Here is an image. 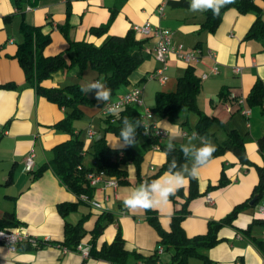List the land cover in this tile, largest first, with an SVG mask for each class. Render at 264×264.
Wrapping results in <instances>:
<instances>
[{
    "label": "crops",
    "instance_id": "obj_1",
    "mask_svg": "<svg viewBox=\"0 0 264 264\" xmlns=\"http://www.w3.org/2000/svg\"><path fill=\"white\" fill-rule=\"evenodd\" d=\"M162 1L70 0L68 36L75 41L86 40L100 45L110 35H124L134 24L149 21L153 26L168 28L172 33L173 44H182L186 51L195 50L197 59L189 62L170 55L162 63L149 55L132 71L129 83L112 94L111 100H114L132 86H139L144 104L151 109L155 93L174 90L177 78L188 66L200 78L213 64L217 65L216 74L200 79L197 95L198 108L214 118L208 127L209 136L204 138L205 142L212 140V144L216 145L227 137L228 131L236 130L243 136L244 151L251 164L241 162L232 151L226 150L212 157L207 166L201 169L199 178L196 179L199 195L190 201L189 213L181 222L185 234L193 236L205 233L208 221L224 217L235 205L250 197L259 180L257 167L264 169V141L260 140L264 136V100L260 105H249L246 101V96L257 79L264 86V41L255 37L246 38L248 29L256 20V14L259 13L264 20V0H252L254 10L247 13H240L235 8L226 9L214 32L202 28L204 14L190 10L191 0H165L163 13L160 14L157 9ZM66 9L67 0H0V84L12 82L16 85L12 88H0V217L5 212H12L20 222L19 226L24 227L30 236L54 242L63 239L64 223L56 206L61 201H74L76 197L51 169L44 170L34 179L32 172L46 164L53 156V147L66 141L71 135L54 127L65 116L64 108L36 93L32 82L25 79L13 54L17 43L22 39L19 32V23L22 20L32 25H40L42 32L50 35L51 40L43 50L45 55H54L65 50L68 40L58 26L66 19ZM112 10L116 13L107 31L102 35L91 34V27L108 22ZM136 37L146 39L145 49H152L150 38ZM209 51L215 53V59L209 56ZM235 66L240 68L239 73H234ZM158 70L166 76L164 82H160L154 75ZM86 76L102 81V75L89 67L79 71L77 67L71 66L66 70L55 71L42 84L46 87H63L74 83L82 85ZM222 88H227L229 94L234 92L245 98V106L250 109L249 116L239 112L230 95L229 99L221 96ZM88 97L97 101L95 92L89 93ZM101 104L83 106L82 117L72 123L74 134L80 137L84 134V149L90 145L92 139L102 134L105 117L100 113ZM228 105L231 106L230 111L226 108ZM135 107L142 110L139 106ZM189 114L190 112L183 110L181 116L188 120ZM197 119L198 117H194V122ZM149 122L165 131V137L159 138L162 142L172 137L174 141L184 144L195 132V125L192 131L190 128L187 131L185 125L181 127L155 113ZM164 124L175 125V128L166 132ZM89 130L93 132V138L87 137ZM141 137L140 147L145 144L148 135L144 133ZM199 137L201 136L198 135L194 141L197 146H200ZM105 138L111 147L124 145L122 141L119 144L120 139L112 133H106ZM31 150L34 152V167L27 172L24 169V159ZM142 153L140 174L143 180L145 176L153 173L154 166L162 164L165 155L153 146H148ZM186 163L191 167L190 160ZM9 170H12V182L5 185ZM222 172L227 183L222 187L210 188L217 185ZM135 173V168L130 166L128 175L135 184L130 181V184L113 187L105 186L103 181L98 182L92 199L101 205L99 209L89 204L80 206L73 222L83 213H90L84 223L87 234L81 241L82 245H89L90 231L99 214L109 211L112 221L99 235L97 247L110 243L119 231L124 239L125 249L129 252L148 257L158 248L159 236L145 220V210L130 212L123 204L125 198L141 185L135 179ZM188 184L189 182L182 187L185 193L188 191ZM206 193L211 195V203L206 202ZM179 206L178 201L169 199L167 204L154 208L163 229H169L171 216ZM258 218L257 205L250 204L238 213L233 226L226 225L219 229L220 241L208 249L206 254L217 264H264V248L257 243V239H262L261 225L253 224L248 233L244 232ZM170 260L168 252H161L155 261L137 260L131 263L170 264ZM0 264L115 263L84 257L78 252H67L56 245L28 250L17 248L12 251L0 243Z\"/></svg>",
    "mask_w": 264,
    "mask_h": 264
},
{
    "label": "trees",
    "instance_id": "obj_2",
    "mask_svg": "<svg viewBox=\"0 0 264 264\" xmlns=\"http://www.w3.org/2000/svg\"><path fill=\"white\" fill-rule=\"evenodd\" d=\"M19 1V0H18ZM228 8H235L240 13H247L254 10L252 0H234V3L225 5L220 9L219 15H214L212 11L203 12L204 21L202 28L209 32H214L218 27L222 14ZM116 11L110 12L107 23L99 26H93L89 32L93 35L104 34L111 20L114 18ZM70 15V0H67L66 19L60 24L59 30L66 36L68 46L65 50L54 55H45L44 47L50 42V35L44 34L40 25H32L22 20L19 23V32L22 36L20 42L17 43L13 57L18 61L26 80L31 81L36 93L64 108L65 116L54 124V127L66 131L71 136L64 142L53 147V156L51 159L37 170L32 172V178L39 177L46 169H51L58 179L66 188L75 195L74 201H61L57 204V212L63 219V239L54 242L50 239L33 238L35 244L31 241H23L18 244L17 248L31 249L33 247H44L48 245H56L62 247L67 252H77V246L80 244L87 231L84 227L85 221L90 213L86 212L80 215L76 221L67 219L70 213L77 212L80 206L89 204L88 199L93 196L94 187L89 184L88 173L103 172L106 177H114L118 185H127L130 183L128 175V166L135 168L136 179L141 184L150 183L157 179L162 173L167 172L172 161L175 160L178 165L185 164L183 153L180 151L182 143L174 141L175 150L167 151L166 142H162L159 138L148 136L145 144L153 146L159 145V149L164 153L165 158L156 172L147 175L141 179L140 165L143 159V153L134 145L122 147H111L105 138L106 133H112L120 139V130L123 127V121L127 118L134 125L140 124V111L133 105H126L116 114H111L104 118V126L102 134L92 139L90 145L84 149V140L73 132L72 123L82 117L83 106L100 105L96 100L88 97L81 91V85L74 83L63 87H46L42 84L44 79L51 76L52 73L59 69H66L71 66L77 67L79 71L86 68L95 70L102 75L104 82L114 94L120 87L129 83V76L139 65L149 57L150 54L145 52L146 39H139L132 30H128L124 35H110L102 44L95 45L86 40H72L68 36ZM256 20L252 23L246 38L255 37L264 41V20L259 13L256 14ZM72 52V56H67ZM16 87L15 83H1L0 88ZM200 90V78L195 74L193 68L188 66L182 75L177 78L175 89L172 91H157L154 96V104L152 106L153 113L162 118H166L172 123L179 124L183 127L187 123V119L181 116L183 110L195 112L198 119L195 123L194 130L203 138L209 136L208 127L214 121V118L203 113L197 106V95ZM224 99H229V91L222 88L220 92ZM264 100V86L257 79L252 85L246 96L249 105H260ZM137 140L144 134L141 126L136 129ZM264 141V136L260 139ZM216 151L213 156L222 154L224 151H232L238 159L245 163L251 164L248 160L243 146V136L236 130L227 132V137L220 143L215 145ZM90 152L96 167H87L83 164V155ZM259 173L258 183L253 187L250 197L245 201L235 205L230 212L218 220H210L207 223L205 233L193 236H187L181 226L182 220L189 213L188 205L190 201L199 195L198 182L191 179L188 184L187 193L183 188H179L176 193L169 199L173 202H179V208L175 209L171 216L170 227L168 230L162 228L158 213L156 210H145V220L157 232L159 236L158 245L162 247V252L170 254V264H188L189 258H197L201 264H217L207 254L206 251L215 246L220 238L218 231L221 227L233 226V221L239 212L250 206V201L254 199L252 205H258L264 195V169L257 167ZM12 182V170H9L5 185ZM227 180L222 172L217 185L212 187H222ZM85 195L86 198H82ZM112 221V214L109 211H102L92 230L89 239V252L87 257L105 260L115 264H132L131 262L155 261L159 253L158 248L148 257H142L137 252H129L125 249L124 239L121 232L117 231L114 239L110 243H103L97 247V239L102 233L105 226ZM262 224V219H255L244 232H249L251 225ZM20 225L14 213L5 212L0 217V229H13ZM259 246L264 248V241L257 239Z\"/></svg>",
    "mask_w": 264,
    "mask_h": 264
},
{
    "label": "built area",
    "instance_id": "obj_3",
    "mask_svg": "<svg viewBox=\"0 0 264 264\" xmlns=\"http://www.w3.org/2000/svg\"><path fill=\"white\" fill-rule=\"evenodd\" d=\"M165 4V0L161 2V4L158 6V13H163V6ZM29 9V7H27ZM135 36H145L147 38H150V40L153 43L152 49H146L145 52L147 54H150L152 57H154L157 61H160L162 63H165L166 59L170 55H175L177 58L181 59L184 62H189L191 60L197 59V53L195 50H184L182 44H173L172 43V33L168 28L159 27V26H153L151 22L145 21L141 24H134L131 28ZM209 56L212 59H215V53L212 51H209ZM234 73H239L240 68L235 66L233 68ZM218 72V67L216 64H213L208 72H204L201 74L200 79L206 78L209 74H216ZM157 79L160 82H164L166 80V76H164L161 72V70H158L154 74ZM230 99L234 102V105H236L239 109V112L243 114L244 116H249L250 109L245 106V98L240 95H236L234 92H230ZM112 104H119L120 107H124L126 105H133V106H139L142 108L140 111V126L142 127L144 133H146L148 136H154L157 138H163L165 137L166 133L163 129L157 128L155 125L149 122V120L153 117V111L150 107H147L142 98V89L139 86H132L129 88L125 93L121 94L114 100L109 101V105ZM106 105L104 103L100 106V113L107 117L111 115L112 113L108 112ZM227 110H231V106L228 105ZM88 138H93V132L89 130L87 132ZM156 149H159V145L155 144L153 145ZM34 167V152L31 150L28 155L24 159V169L27 172L32 171ZM89 184L92 187H95L98 182L103 181V184L105 186H113L116 187L118 185L116 179L114 177H106L103 172H90L87 175ZM82 198H86L85 195H82ZM205 200L208 203L212 202V197L209 193L205 194ZM90 205L95 208L99 209L101 205L94 201L92 198L88 199ZM257 213L262 219L261 224V230H262V240L264 241V195L262 200L257 205ZM33 238L30 236L27 231L22 226H17L13 229H0V243L5 245L7 248H9L12 251H15L18 247V244H20L23 241H31L32 244H35ZM64 250V249H63ZM162 247H158V253L162 252ZM65 251V250H64ZM77 252L82 254V256L87 257L89 252V245H82L80 244L77 246Z\"/></svg>",
    "mask_w": 264,
    "mask_h": 264
},
{
    "label": "clouds",
    "instance_id": "obj_4",
    "mask_svg": "<svg viewBox=\"0 0 264 264\" xmlns=\"http://www.w3.org/2000/svg\"><path fill=\"white\" fill-rule=\"evenodd\" d=\"M230 3H234V0H191L189 8L193 13L210 10L214 15H219L220 9ZM81 91L86 95L95 92L97 101L104 103L108 112L112 114H116L121 110L119 104L109 105V101L112 98V91L99 79L86 76L84 83L81 85ZM139 126V123L134 125L125 118L123 127L120 130L119 144L121 141L125 146L136 144V129ZM164 128L167 132L170 128L174 129L175 125L164 124ZM197 138L198 133L193 132L188 138L187 143L181 144L180 146V151L183 153L185 160L191 161V167H189L187 163L178 165L177 162L173 160L168 171L161 177L152 180L150 183L141 184L136 187L123 201L124 207L130 212L160 207L167 204L169 198L191 179H198L201 169L210 162L213 153L216 151V147L210 142H205L203 137H199L200 146H197L194 143ZM174 150L175 145L173 143V138L169 137L167 151L172 152Z\"/></svg>",
    "mask_w": 264,
    "mask_h": 264
},
{
    "label": "rangeland",
    "instance_id": "obj_5",
    "mask_svg": "<svg viewBox=\"0 0 264 264\" xmlns=\"http://www.w3.org/2000/svg\"><path fill=\"white\" fill-rule=\"evenodd\" d=\"M72 52H69L68 54H67V56L69 57V56H72ZM66 70V69H65ZM146 101V100H145ZM148 105V104H147ZM199 109V108H198ZM200 110V109H199ZM195 117V119L198 117V115L195 113V112H190V114H189V119L187 120V123L185 124V126H186V130L187 131H189V128L191 129L190 131H192V127H193V125H195V124H193V123H196V122H194L195 120H193V118ZM190 124V127L188 126ZM97 129V128H96ZM83 137H84V134L83 135H81V138L83 139ZM142 137H140L139 138V140H138V142L136 143V144H134V146L135 147H140V141L142 140L141 139ZM212 141V140H211ZM210 141V142H211ZM212 143V142H211ZM145 148H147V146H141L140 147V150L142 151V150H144L145 151ZM138 149V148H137ZM95 163V165H93ZM83 164H85L87 167H96V164H97V162H95L94 161V159H93V156H92V154L90 153V152H86L84 155H83ZM130 166H132V165H129L128 166V170H129V167ZM159 168V166H157V167H155L154 166V169H153V173L154 172H156L157 171V169ZM135 179H136V175H135ZM137 180V179H136ZM135 180V182H137ZM129 181H131V183L132 184H135L134 183V180L133 179H130L129 178ZM130 184V183H129ZM76 215V212H74V213H70L69 215H68V217H67V219L69 220V221H73V218H74V216ZM157 247H159V245L157 246ZM188 264H200V260L199 259H197V258H189V260H188Z\"/></svg>",
    "mask_w": 264,
    "mask_h": 264
},
{
    "label": "water",
    "instance_id": "obj_6",
    "mask_svg": "<svg viewBox=\"0 0 264 264\" xmlns=\"http://www.w3.org/2000/svg\"><path fill=\"white\" fill-rule=\"evenodd\" d=\"M253 201H254V199H253V200H251L249 203H250V204H252V203H253Z\"/></svg>",
    "mask_w": 264,
    "mask_h": 264
}]
</instances>
